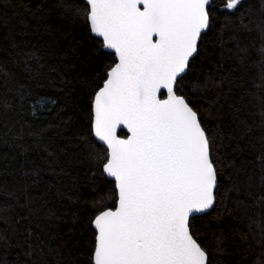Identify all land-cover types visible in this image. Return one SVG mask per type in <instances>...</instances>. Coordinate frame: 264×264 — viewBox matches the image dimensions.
Returning a JSON list of instances; mask_svg holds the SVG:
<instances>
[{
  "label": "trees",
  "instance_id": "1",
  "mask_svg": "<svg viewBox=\"0 0 264 264\" xmlns=\"http://www.w3.org/2000/svg\"><path fill=\"white\" fill-rule=\"evenodd\" d=\"M225 4L210 1L175 85L217 170L214 206L189 228L208 264H264V0ZM86 7L0 0V264H93L92 221L116 206L92 132V100L116 59Z\"/></svg>",
  "mask_w": 264,
  "mask_h": 264
},
{
  "label": "snow or ice",
  "instance_id": "2",
  "mask_svg": "<svg viewBox=\"0 0 264 264\" xmlns=\"http://www.w3.org/2000/svg\"><path fill=\"white\" fill-rule=\"evenodd\" d=\"M86 4L90 30L118 58L94 97V134L109 153L103 171L118 189L115 210L93 220L94 264H208L189 221L213 208L217 170L197 112L174 85L209 27L210 0ZM121 125L127 139L117 137Z\"/></svg>",
  "mask_w": 264,
  "mask_h": 264
},
{
  "label": "water",
  "instance_id": "3",
  "mask_svg": "<svg viewBox=\"0 0 264 264\" xmlns=\"http://www.w3.org/2000/svg\"><path fill=\"white\" fill-rule=\"evenodd\" d=\"M85 2H86V0H84ZM211 1V0H210ZM89 22V21H88ZM89 26H90V22H89ZM205 30H207V29H205ZM205 30H203L202 31V33L205 31ZM91 33L94 35V36H96V37H98L95 33H93L92 31H91ZM201 33V34H202ZM99 39H101V41H102V37H98ZM154 40L156 39V37H154L153 38ZM198 42H199V40H198ZM197 45H198V43H197ZM103 49L104 50H106V51H109V52H112V53H114V50H111V49H108V48H106V47H103ZM196 53H194L193 54V56L195 55ZM114 56H115V54H114ZM192 58V57H191ZM190 58V59H191ZM115 59H116V62L115 63H117L118 62V58L115 56ZM190 59H189V61H190ZM115 65V64H114ZM113 65V66H114ZM112 66V67H113ZM111 69V68H110ZM110 69L107 71V73L110 71ZM187 70V69H186ZM186 72V71H185ZM183 75V74H182ZM107 79V76H106V78H105V80ZM104 80V81H105ZM104 81H103V83H104ZM103 83H102V85H101V87L103 86ZM100 87V88H101ZM99 88V89H100ZM98 89V90H99ZM97 90V91H98ZM96 91V92H97ZM174 91H175V85H174ZM162 92H164V96H162V95H160L159 96V98L160 99H167V91H166V89H163L162 90ZM96 94V93H95ZM95 94H94V97H95ZM175 94L176 95H178L176 92H175ZM178 96H180V95H178ZM94 97H93V100H92V132H93V135H94V137H95V134H94ZM190 106V105H189ZM191 107V106H190ZM202 127V126H201ZM203 128V127H202ZM120 130H124L125 132H126V136H121V135H119V132H120ZM116 134H117V137L118 138H120V139H127V137L130 135V133L128 132V130L123 126V125H121L120 127H118L117 128V132H116ZM206 134V133H205ZM207 136V135H206ZM96 138V140L99 142V143H101V144H103L104 146H105V148L107 149V146H106V144H104V142H102V141H100L97 137H95ZM107 154H108V156H109V153H108V151H107ZM106 174V173H105ZM107 175V174H106ZM107 177H109L110 179H113L114 180V178L113 177H110V176H108L107 175ZM114 182H115V180H114ZM116 186V185H115ZM116 191H117V201H116V206L113 208V209H111V208H108V209H105V210H109V209H111V210H115V208L118 206V189L116 188ZM214 192H215V190H214ZM105 210H103V211H105ZM102 212V211H101ZM99 214V213H98ZM97 214V215H98ZM199 214H202V213H194V214H192V216H194V215H199ZM96 215V216H97ZM95 216V217H96ZM191 216V217H192ZM95 217H94V219H95ZM190 217V218H191ZM93 219V220H94ZM92 224H93V221H92ZM93 227H94V229H95V226H94V224H93ZM95 231H96V235H97V230L95 229ZM191 233V232H190ZM193 239H194V237H193ZM95 243H96V237H95ZM198 243V242H197ZM92 262H93V264H94V252H93V255H92Z\"/></svg>",
  "mask_w": 264,
  "mask_h": 264
}]
</instances>
